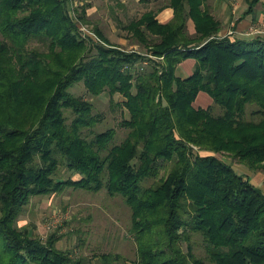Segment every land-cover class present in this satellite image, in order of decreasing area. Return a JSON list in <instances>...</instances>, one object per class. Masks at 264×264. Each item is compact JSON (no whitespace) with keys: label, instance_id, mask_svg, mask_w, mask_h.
I'll use <instances>...</instances> for the list:
<instances>
[{"label":"trees","instance_id":"obj_1","mask_svg":"<svg viewBox=\"0 0 264 264\" xmlns=\"http://www.w3.org/2000/svg\"><path fill=\"white\" fill-rule=\"evenodd\" d=\"M69 1L0 0V264H87L19 225L34 196L68 188L124 198L138 264H264V190L222 158L264 173V36L221 37L208 0H168L169 21L149 10L126 25L145 49L129 51L98 27L99 42L84 36L87 10ZM244 1L256 19L264 0ZM80 82L123 96V138L94 129L103 116L70 90Z\"/></svg>","mask_w":264,"mask_h":264},{"label":"rangeland","instance_id":"obj_2","mask_svg":"<svg viewBox=\"0 0 264 264\" xmlns=\"http://www.w3.org/2000/svg\"><path fill=\"white\" fill-rule=\"evenodd\" d=\"M69 3L72 12L76 13V9L80 12L84 8L87 10V19L90 22L80 23L84 36L89 35L94 41L99 42V37L95 32V28L98 27L113 43L129 51H144L145 49L132 39L126 25L146 11L158 12V10L169 7L168 0H70ZM208 3L215 8L216 16L223 20L224 26L228 29L227 32L219 33L221 37L264 36V15L260 20L259 18H256V21L253 19L255 22L246 30L239 31V21L248 10H246L244 0H208ZM259 7L264 9L263 4ZM189 30L195 31L191 22ZM244 31L246 33H243ZM33 45L45 49L40 42H34ZM149 62V60H144L143 65L148 66ZM185 62L177 68V72L183 76L195 70L194 59H188ZM184 67L187 70H182ZM70 90L92 100L96 107L95 111L103 116V120L94 128L96 131L116 127L119 139L124 137V129L118 126L125 114L116 104V101L124 99L123 96L117 94L115 103L111 101L107 93L91 96L83 82L77 83ZM201 94L203 97H199L197 103L206 107L211 100L207 93L202 92ZM254 107V105L250 106L249 112ZM222 158L232 163L240 173L256 181L264 190L263 172H253L228 155H223ZM159 162L161 176H165L171 169L172 162L164 160ZM66 174L72 178L80 176L72 171H67ZM131 219V208L120 196L112 197L105 190L90 192L68 188L62 193L34 196L24 207L19 217V225L29 227L44 243L53 235L61 237L57 246L60 249L69 250L75 257H86L87 264H138L137 243L129 232ZM194 240L197 254L202 257L207 256V243L203 238L195 235ZM103 255H108L109 260H106Z\"/></svg>","mask_w":264,"mask_h":264},{"label":"crops","instance_id":"obj_3","mask_svg":"<svg viewBox=\"0 0 264 264\" xmlns=\"http://www.w3.org/2000/svg\"><path fill=\"white\" fill-rule=\"evenodd\" d=\"M211 9L214 11L215 10V8L214 7H212L211 6ZM246 10H247V7H246ZM263 10V11H262ZM261 11H260V13L257 15V18H259V20L260 19H262L263 18V15H264V9H262ZM215 12V11H214ZM224 13V12H223ZM216 14V13H215ZM158 16H159V18H160V20H162V21H164V22H167V21H169L171 18H172V16H173V9L171 8V7H167V8H165V9H162V10H158ZM253 19H254V17H253V14H247L246 16H242L241 17V22L239 21V31H241V29L242 30H246V28L247 27H249L253 22H255L256 21V19H254L255 21H253ZM229 28V27H228ZM227 27H225L221 32H227ZM240 33H242V32H240ZM243 33H246V31H244ZM240 37H241V35H240ZM188 60V59H187ZM186 61V60H185ZM182 62V64H184V63H186V62ZM182 64H180V65H182ZM182 70H187V68L185 69V67L182 69ZM190 73H191V71H189V74L188 75H190ZM188 75H184V77L185 76H188ZM181 76H183V75H181ZM207 101V100H206Z\"/></svg>","mask_w":264,"mask_h":264}]
</instances>
